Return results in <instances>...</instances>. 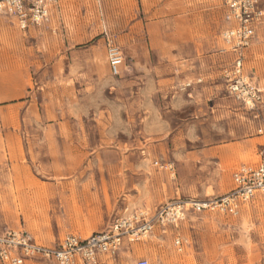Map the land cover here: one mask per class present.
Instances as JSON below:
<instances>
[{
	"label": "rangeland",
	"instance_id": "1",
	"mask_svg": "<svg viewBox=\"0 0 264 264\" xmlns=\"http://www.w3.org/2000/svg\"><path fill=\"white\" fill-rule=\"evenodd\" d=\"M264 8V1L261 4ZM215 0H58L48 24L0 15V234L49 245L105 232L124 211L223 196L264 158V21L243 73L254 109L223 79L235 58ZM109 38L123 54L111 76ZM187 241L179 252L174 239ZM264 264V195L235 216L189 212L105 264ZM37 264V263H29Z\"/></svg>",
	"mask_w": 264,
	"mask_h": 264
},
{
	"label": "built area",
	"instance_id": "2",
	"mask_svg": "<svg viewBox=\"0 0 264 264\" xmlns=\"http://www.w3.org/2000/svg\"><path fill=\"white\" fill-rule=\"evenodd\" d=\"M225 10L224 21L228 24L222 38L235 58L222 75L228 92L249 109L261 103V93L253 87L243 73L244 53L250 46L253 28L264 21V0H215ZM58 0H0V15L9 18L23 31L39 28L49 23L50 11ZM108 71L119 76L123 67V54L109 38L105 42ZM232 189L223 196L203 202L177 200L162 205L153 214L147 211H124L107 231L91 234L86 238L68 234L54 243L45 245L29 233L8 230L0 234V264H26L45 261L51 264H105L114 259L124 245L146 239L158 226L162 229L176 227L187 213L210 211L235 216L239 209L258 195H264V158L257 166H240L232 174ZM187 241L176 236L174 246L180 252ZM135 264H152L141 258Z\"/></svg>",
	"mask_w": 264,
	"mask_h": 264
},
{
	"label": "crops",
	"instance_id": "3",
	"mask_svg": "<svg viewBox=\"0 0 264 264\" xmlns=\"http://www.w3.org/2000/svg\"><path fill=\"white\" fill-rule=\"evenodd\" d=\"M52 10V9H51ZM50 19H51V11H50ZM50 21V20H49ZM13 24H14V22H12ZM31 29H36V28H29L28 30H26V31H30ZM106 54V53H105ZM64 237V236H63ZM63 237H59L58 239H60V238H63ZM88 237V236H87ZM57 239V240H58ZM55 242V241H54ZM54 242H52V243H54ZM51 243V244H52ZM29 263H37V264H51V263H49V262H45V261H40V262H27L26 264H29Z\"/></svg>",
	"mask_w": 264,
	"mask_h": 264
},
{
	"label": "bare ground",
	"instance_id": "4",
	"mask_svg": "<svg viewBox=\"0 0 264 264\" xmlns=\"http://www.w3.org/2000/svg\"><path fill=\"white\" fill-rule=\"evenodd\" d=\"M83 238H86V237H83Z\"/></svg>",
	"mask_w": 264,
	"mask_h": 264
}]
</instances>
